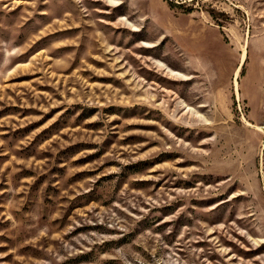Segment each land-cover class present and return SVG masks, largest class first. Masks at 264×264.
Segmentation results:
<instances>
[{"label":"rangeland","instance_id":"1","mask_svg":"<svg viewBox=\"0 0 264 264\" xmlns=\"http://www.w3.org/2000/svg\"><path fill=\"white\" fill-rule=\"evenodd\" d=\"M0 264H264V0H0Z\"/></svg>","mask_w":264,"mask_h":264},{"label":"bare ground","instance_id":"2","mask_svg":"<svg viewBox=\"0 0 264 264\" xmlns=\"http://www.w3.org/2000/svg\"><path fill=\"white\" fill-rule=\"evenodd\" d=\"M245 59V55H243V57H242V61Z\"/></svg>","mask_w":264,"mask_h":264}]
</instances>
